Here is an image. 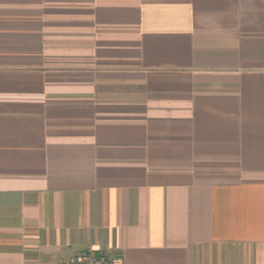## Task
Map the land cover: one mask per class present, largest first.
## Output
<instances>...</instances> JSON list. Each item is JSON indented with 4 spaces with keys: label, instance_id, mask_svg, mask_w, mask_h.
Here are the masks:
<instances>
[{
    "label": "crops",
    "instance_id": "1",
    "mask_svg": "<svg viewBox=\"0 0 264 264\" xmlns=\"http://www.w3.org/2000/svg\"><path fill=\"white\" fill-rule=\"evenodd\" d=\"M264 264V0H0V264Z\"/></svg>",
    "mask_w": 264,
    "mask_h": 264
},
{
    "label": "built area",
    "instance_id": "2",
    "mask_svg": "<svg viewBox=\"0 0 264 264\" xmlns=\"http://www.w3.org/2000/svg\"><path fill=\"white\" fill-rule=\"evenodd\" d=\"M62 264H117V260L107 250L89 244L85 251L72 253Z\"/></svg>",
    "mask_w": 264,
    "mask_h": 264
}]
</instances>
